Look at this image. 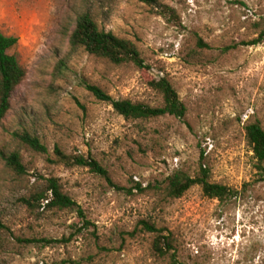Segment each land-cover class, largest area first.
Segmentation results:
<instances>
[{
	"label": "rangeland",
	"instance_id": "rangeland-1",
	"mask_svg": "<svg viewBox=\"0 0 264 264\" xmlns=\"http://www.w3.org/2000/svg\"><path fill=\"white\" fill-rule=\"evenodd\" d=\"M160 1L176 18L140 0H0V30L18 38L10 52L26 70L0 121V264H264V177L245 130L264 126V41L245 44L264 27V0ZM87 11L134 42L149 69L73 47ZM163 75L187 107L183 118L127 119L87 88L158 106L150 82ZM23 131L47 152L23 143ZM56 147L94 157L109 177L60 162ZM12 153L24 173L8 164ZM202 165L237 196L221 202L199 185L167 195L170 175L196 176ZM50 178L88 223L76 208L24 201ZM158 235L171 243L165 255Z\"/></svg>",
	"mask_w": 264,
	"mask_h": 264
},
{
	"label": "trees",
	"instance_id": "trees-1",
	"mask_svg": "<svg viewBox=\"0 0 264 264\" xmlns=\"http://www.w3.org/2000/svg\"><path fill=\"white\" fill-rule=\"evenodd\" d=\"M160 8L161 12L170 17L176 18L174 8L163 4L160 0H140ZM200 44L206 46L202 39ZM264 41V27L256 38H253L246 45H258ZM73 47L84 48L88 53L97 57L105 58L114 64L121 65L131 63L139 69H149L145 63L140 50L134 42L120 37L110 30L100 26L91 12L79 14L76 19V26L70 38ZM18 43V38L13 35H6L0 30V121L3 120L12 106V98L17 87L26 77V70L20 64L17 57L11 54V49ZM150 86L158 91L163 98V103L152 106L143 102H135L131 99H115L106 90L96 84L89 83L87 88L91 93L102 101L112 104L114 110L127 119H150L160 116H175L183 118L186 116L187 107L167 76L153 79ZM246 137L252 146L255 158L258 160L260 172L264 177V126L259 121L249 122L245 125ZM23 143L30 148L47 152V147L43 144L40 137L29 131L17 133ZM58 160L71 165L89 167L105 177L108 176L107 169L92 156L68 155L59 147H56ZM8 164L21 173L26 171L18 153L7 156ZM49 185L45 191H36L31 196L24 198V201H46V207L76 208L81 216L86 220L83 209L68 194L63 191L57 178L48 179ZM199 185L205 196L218 199L221 202H228L237 196V190L218 182L210 181V169L202 165L200 172L196 176H191L184 170H177L167 178V195L172 198L182 197L191 187ZM146 228L157 231L154 226L144 222ZM6 226L2 220L0 212V230ZM164 239V241L162 240ZM49 241V240H48ZM154 248L160 255H165L171 249V243L166 236L158 235L154 242Z\"/></svg>",
	"mask_w": 264,
	"mask_h": 264
}]
</instances>
